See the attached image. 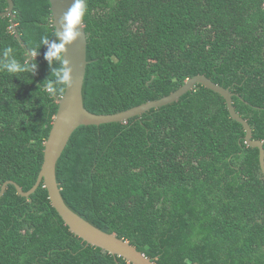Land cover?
I'll list each match as a JSON object with an SVG mask.
<instances>
[{
    "label": "trees",
    "instance_id": "obj_1",
    "mask_svg": "<svg viewBox=\"0 0 264 264\" xmlns=\"http://www.w3.org/2000/svg\"><path fill=\"white\" fill-rule=\"evenodd\" d=\"M79 1L88 110L120 112L205 74L264 141V0ZM14 12L17 32L0 17V191L36 183L66 88L50 0H14ZM245 134L198 84L126 122L78 127L58 182L74 211L157 264H264V173ZM0 264L132 263L71 232L42 183L0 197Z\"/></svg>",
    "mask_w": 264,
    "mask_h": 264
},
{
    "label": "water",
    "instance_id": "obj_2",
    "mask_svg": "<svg viewBox=\"0 0 264 264\" xmlns=\"http://www.w3.org/2000/svg\"><path fill=\"white\" fill-rule=\"evenodd\" d=\"M8 7L0 12V17L10 16L11 29L17 32L14 20V0H7ZM53 25L56 29L59 48L62 52L65 73H67L66 88L63 95L56 97L58 110L53 118L50 134L45 141L44 160L34 186L25 191L14 180H7L1 186L0 197L5 193L8 185L13 184L19 195L29 197L44 183L48 190L52 206L57 210L71 232L83 239L87 244L101 248L112 255L123 257L132 264H157L155 260L140 251L127 239L119 237L116 233L107 232L74 211L65 201L57 177V165L66 149L75 130L82 125H101L111 122H126L130 118L142 115L152 108H158L178 101L184 94L193 90L198 84L222 95L227 103V108L233 119L240 122L245 129V142L248 146L259 148L260 166L264 173V141L253 138V128L235 108L233 103L234 93L229 87H224L205 74H197L189 78L182 86L172 93L158 99L149 100L129 109L110 113L98 114L88 110L84 104V83L88 66L87 46L88 39L85 23L79 18L72 31V39L65 40L67 31L66 15L80 3L79 0H50ZM18 34V33H17ZM62 46V47H61ZM32 58L35 54L29 51Z\"/></svg>",
    "mask_w": 264,
    "mask_h": 264
},
{
    "label": "clouds",
    "instance_id": "obj_3",
    "mask_svg": "<svg viewBox=\"0 0 264 264\" xmlns=\"http://www.w3.org/2000/svg\"><path fill=\"white\" fill-rule=\"evenodd\" d=\"M83 8L82 3H77L75 7H73L70 12L66 15L65 19L67 20V31L65 33V40H70L73 38L75 33H73V26L79 22V18L81 16V9ZM46 42V39H45ZM62 47V46H61ZM10 50V49H9ZM51 55V53H49ZM67 73L64 74L63 81H59L61 83H65L67 81Z\"/></svg>",
    "mask_w": 264,
    "mask_h": 264
}]
</instances>
